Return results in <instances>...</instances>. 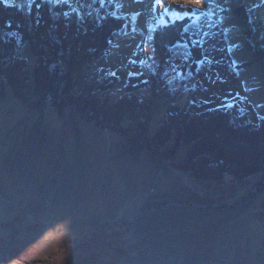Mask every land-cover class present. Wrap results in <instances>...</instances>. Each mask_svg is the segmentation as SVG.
Here are the masks:
<instances>
[{
	"label": "rangeland",
	"instance_id": "rangeland-1",
	"mask_svg": "<svg viewBox=\"0 0 264 264\" xmlns=\"http://www.w3.org/2000/svg\"><path fill=\"white\" fill-rule=\"evenodd\" d=\"M8 1L17 6L24 3ZM259 3L227 0L224 6L230 11L223 13L221 27L229 30V42L238 47L231 53L219 51L225 47L223 36L209 40L205 50L218 64L204 65L183 84L166 82L155 94L149 87L135 91L138 111H143L145 100L152 101L150 136L166 112L178 108L205 109L242 99L255 119L258 114L264 116V52H260L264 51V5L254 7ZM242 4L249 12L247 18L238 12ZM147 5L145 0L124 9L144 11L138 28L149 22ZM106 10L111 9H101L100 15ZM27 17L26 26L31 28ZM91 17L98 25L104 21L95 12ZM91 17L76 18L79 35ZM119 42L121 47L109 46L88 67L99 72L98 81L120 79L101 93L106 96L107 92L113 103L126 97L124 80L129 71L146 72V67L127 63L130 41L120 38ZM19 55L28 61L33 76L37 52L26 43ZM232 60L237 69L230 66ZM109 71L116 76H109ZM4 90L6 97L0 99V264H264L263 174L243 180L231 175L219 181L198 180L174 167L185 159L187 145L172 160H165L143 142L96 128L74 106L59 115L48 104L24 103L7 87ZM236 93L239 96L232 99ZM128 124L123 122L126 129ZM171 138L161 153H172L177 135Z\"/></svg>",
	"mask_w": 264,
	"mask_h": 264
},
{
	"label": "trees",
	"instance_id": "trees-1",
	"mask_svg": "<svg viewBox=\"0 0 264 264\" xmlns=\"http://www.w3.org/2000/svg\"><path fill=\"white\" fill-rule=\"evenodd\" d=\"M238 10L248 17L245 5ZM27 20V11L14 2L8 1V6L0 4V99L6 97L5 86L16 100L38 107L48 104L59 115H63L66 107L74 106L82 118L96 128L143 142L151 153L165 160H172L176 151L187 145L185 159L174 167L198 180L219 181L226 175L243 180L256 174L264 175V121L252 116L246 100L239 99V103L228 100L231 107L227 108L219 104L205 109L167 111L159 120L154 136H150L152 101L145 100L143 111H138L140 103L135 91L149 87L155 94L164 86L166 78L153 75L146 67L144 76L124 80L126 97L113 103L107 92L106 96L101 93L112 89L120 79L98 81L99 72L88 68L105 55L110 46L108 40L115 41L112 34L123 21L109 17L98 25L91 17L79 35L75 14L66 20L53 15L47 6L39 12L33 7L29 15L31 28L26 26ZM161 30L156 33L160 60L167 51L163 47L179 39L178 26ZM26 43L38 54L33 76L28 61L19 55V49ZM193 55L199 58V50L194 49ZM139 118L140 123L133 125ZM125 121L130 123V128L123 126ZM173 135H177V141L172 153H161Z\"/></svg>",
	"mask_w": 264,
	"mask_h": 264
},
{
	"label": "snow or ice",
	"instance_id": "snow-or-ice-1",
	"mask_svg": "<svg viewBox=\"0 0 264 264\" xmlns=\"http://www.w3.org/2000/svg\"><path fill=\"white\" fill-rule=\"evenodd\" d=\"M129 0H24V3L18 7H26L27 14H31L33 7L37 12L47 6L48 10L55 16H63L69 20L75 14L78 20H83L85 16L91 17L95 12L99 20L111 17L116 21H123L120 27L113 32V36L117 38L114 43L113 39L108 40V44L115 48L121 47L120 38L130 41L126 46L132 49L131 55L127 59L129 65H140L147 67L152 71L153 75H160L161 78H167L166 82L172 84L190 80L195 74H199L204 65H212L219 63L214 60L205 50V44L209 40L217 36H223L225 47L219 51H227L231 53L238 45L230 43L228 40V29L221 27L224 24L225 17L223 13L230 11L224 5L227 0H148V19L144 27H137V20L144 15L143 10L124 11ZM132 4H143L145 0H130ZM0 4L8 6V0H0ZM99 7H94V5ZM264 5V0H260L259 4L254 7ZM67 10H64V9ZM60 9V11H57ZM101 9L106 10L103 16L100 15ZM203 18V19H202ZM150 21H155L152 23ZM36 23H39L37 19ZM11 27L10 23L8 25ZM179 27V39L174 43L166 46V55L163 60L158 57L156 47V33L159 29H168L170 27ZM208 29V30H205ZM211 29H219V31H210ZM137 35L141 39L137 40ZM151 45V51H148ZM198 49L199 58L194 57L193 50ZM179 50V51H177ZM177 60L180 63H177ZM233 69H237L238 65L235 60L230 65ZM103 71V69H101ZM109 76H116L115 71H109ZM145 73L143 70L129 71L128 76L142 77ZM219 78V77H218ZM143 83H148L143 80ZM246 92L251 89L245 87ZM231 95V94H229ZM239 96L236 93L232 99ZM227 101V97H226ZM221 107H231V104L225 102ZM260 107V105H257ZM258 119L264 121V116L258 114Z\"/></svg>",
	"mask_w": 264,
	"mask_h": 264
},
{
	"label": "bare ground",
	"instance_id": "bare-ground-1",
	"mask_svg": "<svg viewBox=\"0 0 264 264\" xmlns=\"http://www.w3.org/2000/svg\"><path fill=\"white\" fill-rule=\"evenodd\" d=\"M141 5V4H140ZM146 5V4H145ZM148 6V5H147ZM129 8H132V3L130 2V0H129V2L126 4V7H125V9H129Z\"/></svg>",
	"mask_w": 264,
	"mask_h": 264
}]
</instances>
